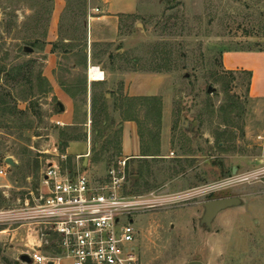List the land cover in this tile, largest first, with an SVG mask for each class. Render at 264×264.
<instances>
[{
  "label": "rangeland",
  "instance_id": "1",
  "mask_svg": "<svg viewBox=\"0 0 264 264\" xmlns=\"http://www.w3.org/2000/svg\"><path fill=\"white\" fill-rule=\"evenodd\" d=\"M130 1L134 12L118 14L110 43L90 27L87 9L97 0H0V170L7 173L0 176V264H27L1 233V213L39 193L42 172L65 153L67 137L84 138L89 149L87 166L68 156L70 176L80 168L99 179L125 160L129 192L186 193L181 207L135 217L139 264L264 263V184L211 188L263 157L262 110L250 99L248 75L229 66L236 53L264 52V0ZM90 51L93 65L117 75L114 85L89 83ZM129 71L163 77L160 123L139 99L148 96L124 93L118 77ZM52 77L73 94L74 126L55 123L61 100ZM125 110L150 155H120ZM230 197L239 204L210 227L201 223L204 203Z\"/></svg>",
  "mask_w": 264,
  "mask_h": 264
},
{
  "label": "built area",
  "instance_id": "2",
  "mask_svg": "<svg viewBox=\"0 0 264 264\" xmlns=\"http://www.w3.org/2000/svg\"><path fill=\"white\" fill-rule=\"evenodd\" d=\"M91 69L101 70L99 66H89V79ZM101 73L104 79V71ZM67 158L61 154L59 160L48 161L39 193H28L19 200V208L1 213L8 229L24 231L25 250L21 256L29 257L27 264H62L65 260L71 264H139L135 217L181 207L186 193L129 192L125 160L99 179L93 180L80 168L70 176L63 168ZM0 176H7L4 169ZM242 183L264 184V156L253 169L233 174L211 188ZM44 246L55 251L42 252L40 248Z\"/></svg>",
  "mask_w": 264,
  "mask_h": 264
},
{
  "label": "crops",
  "instance_id": "3",
  "mask_svg": "<svg viewBox=\"0 0 264 264\" xmlns=\"http://www.w3.org/2000/svg\"><path fill=\"white\" fill-rule=\"evenodd\" d=\"M94 1V0H93ZM99 4H90L87 9L90 27L93 26L95 29L98 28L104 32L105 39L108 42H114L115 37L119 29V16L122 13H133L134 6L130 0H97ZM92 52L88 56L89 66H92ZM236 57L234 63H232L229 68L240 69L251 72L249 96L252 101L258 104L259 109L262 110L264 120V52H241L233 55ZM96 66V65H94ZM104 71V79L99 81H94L89 79V83L95 82L98 85H114L117 75L111 73L107 70ZM118 79L123 84L124 93L128 96H156L160 94V87L163 77L156 74H150L146 72L139 71H129L125 74H121ZM52 87L54 89V94L59 97L61 104L63 105V110L59 108V112L56 115L57 121H60L65 127H71L76 125V110L74 108V100L72 98V93L66 91L64 87L62 88L59 83L52 77ZM121 87V86H120ZM121 145H120V155L124 159L130 158H142L141 154V136L138 132V127L136 122L133 120H126L121 125ZM87 132V129H84ZM262 142V152L264 156V122L259 128V135ZM86 143V147L76 148L81 142ZM87 151H89L87 142L84 138H78L67 146L65 150V155L75 156L77 160L82 158V164L84 166L89 165V160L86 157ZM87 172V171H86ZM1 233L8 236V243L14 246L18 253V257H21L22 252L25 250L24 247V231L23 229H8L4 228ZM40 250L46 251L47 247L44 246ZM62 264H71L69 261L65 260ZM230 264H264V263H230Z\"/></svg>",
  "mask_w": 264,
  "mask_h": 264
},
{
  "label": "water",
  "instance_id": "4",
  "mask_svg": "<svg viewBox=\"0 0 264 264\" xmlns=\"http://www.w3.org/2000/svg\"><path fill=\"white\" fill-rule=\"evenodd\" d=\"M57 106L60 108V110H63V105L58 102ZM184 122L185 127L187 126V122L184 121V119H182ZM6 162L10 165H14L15 163L12 161L11 158H7ZM220 167L223 169L224 168V164L222 161L217 162ZM213 164H216L215 161H213ZM236 171L235 168H233L232 173L234 174ZM240 200L236 197H230V198H220V199H214V200H210L207 201L206 203H204V215L201 218V223L205 224L207 227H210L212 220L217 216V214L219 212H221L222 210H225L231 206H235L237 204H239ZM20 260L26 263L30 262V259L27 255H22L20 257ZM187 264H203L201 261L198 260H194L191 262H188Z\"/></svg>",
  "mask_w": 264,
  "mask_h": 264
},
{
  "label": "trees",
  "instance_id": "5",
  "mask_svg": "<svg viewBox=\"0 0 264 264\" xmlns=\"http://www.w3.org/2000/svg\"><path fill=\"white\" fill-rule=\"evenodd\" d=\"M84 65H85V66L87 65V58H86V57L84 58ZM242 72L246 73V74L248 75V77L251 78V72H250V71H245V70H243ZM139 99L142 100V101L147 102V106H148V108H147V113H148L152 118H155L156 121H157V123H160V113H161L160 99H159L158 97H156V96H153V97H141V98H139ZM131 100H132V99H131ZM126 111H127V110L124 111V118H125L126 120H133V121H136V119L134 118V116H131V115L129 114V112H128V111L126 112ZM98 135H99V133H98ZM60 136H61V139L63 140V138L65 137V134H64V133H61ZM76 139H78V138H76V137H67V140H68V141H74V140H76ZM67 146H68V145H67L66 142L63 143V144H62L61 151H62V152H65ZM141 152H142V154H141L142 157H146V156L150 155V154L147 153L146 148H144V146L142 145V143H141ZM154 155H156V154H154ZM157 155H158V154H157ZM132 193H133V192H132ZM48 249H49V248H47V250H48Z\"/></svg>",
  "mask_w": 264,
  "mask_h": 264
},
{
  "label": "bare ground",
  "instance_id": "6",
  "mask_svg": "<svg viewBox=\"0 0 264 264\" xmlns=\"http://www.w3.org/2000/svg\"><path fill=\"white\" fill-rule=\"evenodd\" d=\"M90 79L94 80V81H99L103 79V74L101 73V70H97V69H91L90 71Z\"/></svg>",
  "mask_w": 264,
  "mask_h": 264
},
{
  "label": "flooded vegetation",
  "instance_id": "7",
  "mask_svg": "<svg viewBox=\"0 0 264 264\" xmlns=\"http://www.w3.org/2000/svg\"><path fill=\"white\" fill-rule=\"evenodd\" d=\"M222 169V168H221ZM223 170V169H222Z\"/></svg>",
  "mask_w": 264,
  "mask_h": 264
}]
</instances>
